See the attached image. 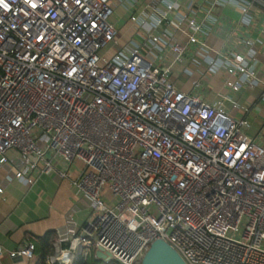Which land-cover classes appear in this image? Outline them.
<instances>
[{
  "label": "built area",
  "instance_id": "built-area-1",
  "mask_svg": "<svg viewBox=\"0 0 264 264\" xmlns=\"http://www.w3.org/2000/svg\"><path fill=\"white\" fill-rule=\"evenodd\" d=\"M150 7L151 25L131 14L145 41L110 52L120 35L111 0H0V162L29 181L35 171L64 179L78 170L72 183L90 213L67 245L56 241L49 264H75L98 248L118 264H141L156 239L187 264H264V135L256 141L225 95L208 101L193 91L198 81L176 85L171 67L187 43L157 29L178 5ZM183 21L188 43L197 42L194 17L169 22ZM161 44L172 52L164 65L152 50ZM208 62L240 74L225 81L233 89L255 81L241 54ZM5 254L27 264L35 242L0 243Z\"/></svg>",
  "mask_w": 264,
  "mask_h": 264
},
{
  "label": "crops",
  "instance_id": "crops-1",
  "mask_svg": "<svg viewBox=\"0 0 264 264\" xmlns=\"http://www.w3.org/2000/svg\"><path fill=\"white\" fill-rule=\"evenodd\" d=\"M154 0H111L114 7L113 22L120 35L117 46L145 41V29L131 19L133 12L146 17L151 25V2ZM174 1L178 7L168 13L159 25L157 33L171 35L180 43H187L181 61L174 62L170 78L182 89H189L198 81L193 91L202 99L211 101L220 94L225 95L224 104L236 118L247 117L248 132L256 141L264 135V0H166ZM249 7L244 13L242 8ZM164 8V4H159ZM180 14L192 16L201 25L198 41L188 43L191 31L186 22L171 25ZM141 31V32H140ZM152 48L155 61L164 65L172 59L168 45ZM146 51L147 47L142 48ZM236 54L244 56L245 61L256 68L255 81L244 82L233 89L226 79L238 78L239 73H228L224 66L209 69L213 58L233 59ZM17 151H9L16 155ZM58 167V166H57ZM60 167V164H59ZM58 167V168H59ZM62 167V165H61ZM11 163L0 162V243L6 249H17L30 241L38 242V237L52 231L56 241L62 238L64 245L71 229L80 226L90 210L77 194L72 176L60 178L57 171L33 172V181L15 176ZM74 219L69 218L70 211ZM51 254V253H50ZM49 254V255H50ZM48 255V256H49ZM47 256V257H48ZM7 254L0 257V264H9ZM27 264H49L39 260L38 253Z\"/></svg>",
  "mask_w": 264,
  "mask_h": 264
},
{
  "label": "water",
  "instance_id": "water-1",
  "mask_svg": "<svg viewBox=\"0 0 264 264\" xmlns=\"http://www.w3.org/2000/svg\"><path fill=\"white\" fill-rule=\"evenodd\" d=\"M96 255L108 259L109 255L102 248L96 250ZM141 264H187L179 253L164 239L154 240L145 255Z\"/></svg>",
  "mask_w": 264,
  "mask_h": 264
},
{
  "label": "trees",
  "instance_id": "trees-1",
  "mask_svg": "<svg viewBox=\"0 0 264 264\" xmlns=\"http://www.w3.org/2000/svg\"><path fill=\"white\" fill-rule=\"evenodd\" d=\"M55 236L52 231L38 237V242H35V252L38 253L39 260L45 263L47 256L52 253L54 248ZM61 264V263H53ZM75 264H105L101 261L100 257L96 255L95 251L91 254H82L79 256Z\"/></svg>",
  "mask_w": 264,
  "mask_h": 264
},
{
  "label": "rangeland",
  "instance_id": "rangeland-1",
  "mask_svg": "<svg viewBox=\"0 0 264 264\" xmlns=\"http://www.w3.org/2000/svg\"><path fill=\"white\" fill-rule=\"evenodd\" d=\"M101 261L104 262L105 264H118V261L114 260V259H111V258H108V259H105V258H101Z\"/></svg>",
  "mask_w": 264,
  "mask_h": 264
},
{
  "label": "clouds",
  "instance_id": "clouds-1",
  "mask_svg": "<svg viewBox=\"0 0 264 264\" xmlns=\"http://www.w3.org/2000/svg\"><path fill=\"white\" fill-rule=\"evenodd\" d=\"M29 2L31 3V2H33V0H29Z\"/></svg>",
  "mask_w": 264,
  "mask_h": 264
}]
</instances>
